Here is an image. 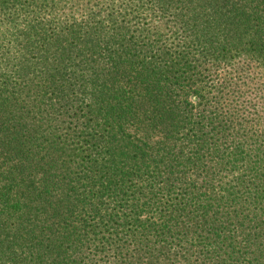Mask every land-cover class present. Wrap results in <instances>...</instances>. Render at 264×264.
Listing matches in <instances>:
<instances>
[{
  "label": "trees",
  "instance_id": "16d2710c",
  "mask_svg": "<svg viewBox=\"0 0 264 264\" xmlns=\"http://www.w3.org/2000/svg\"><path fill=\"white\" fill-rule=\"evenodd\" d=\"M0 264H264V0H0Z\"/></svg>",
  "mask_w": 264,
  "mask_h": 264
}]
</instances>
